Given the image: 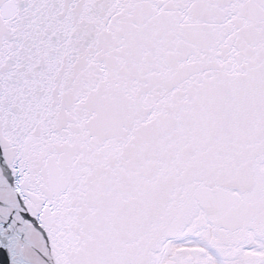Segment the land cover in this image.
<instances>
[{
	"label": "snow or ice",
	"instance_id": "1",
	"mask_svg": "<svg viewBox=\"0 0 264 264\" xmlns=\"http://www.w3.org/2000/svg\"><path fill=\"white\" fill-rule=\"evenodd\" d=\"M0 264H264V0H0Z\"/></svg>",
	"mask_w": 264,
	"mask_h": 264
}]
</instances>
